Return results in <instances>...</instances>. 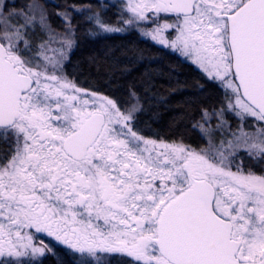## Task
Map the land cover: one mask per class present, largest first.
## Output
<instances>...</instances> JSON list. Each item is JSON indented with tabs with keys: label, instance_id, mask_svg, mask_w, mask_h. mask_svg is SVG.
<instances>
[{
	"label": "snow or ice",
	"instance_id": "1",
	"mask_svg": "<svg viewBox=\"0 0 264 264\" xmlns=\"http://www.w3.org/2000/svg\"><path fill=\"white\" fill-rule=\"evenodd\" d=\"M123 7L221 91L193 123L205 144L145 136L134 92L127 107L68 76L73 14L125 30L105 5H65L61 31L41 0H0V264H41L45 239L73 264H264V0Z\"/></svg>",
	"mask_w": 264,
	"mask_h": 264
},
{
	"label": "trees",
	"instance_id": "2",
	"mask_svg": "<svg viewBox=\"0 0 264 264\" xmlns=\"http://www.w3.org/2000/svg\"><path fill=\"white\" fill-rule=\"evenodd\" d=\"M23 3L24 0H17ZM51 0L45 1L54 27L61 25L56 11L75 3L106 5L103 16L119 23L126 19L123 0ZM59 5V9L55 7ZM76 46L65 63L67 74L84 89L115 99L131 107L139 97L141 111L137 112L140 129L145 136L168 141L182 140L193 148L205 144L201 132L193 127L200 117V107L218 102L221 91L207 82L200 71L184 57L165 49L142 36L136 26L122 33L89 35L85 20L73 14ZM89 25V23H88ZM199 85H203L202 91ZM234 124V116H227ZM55 255H47L41 264H73L65 250L54 247Z\"/></svg>",
	"mask_w": 264,
	"mask_h": 264
},
{
	"label": "rangeland",
	"instance_id": "3",
	"mask_svg": "<svg viewBox=\"0 0 264 264\" xmlns=\"http://www.w3.org/2000/svg\"><path fill=\"white\" fill-rule=\"evenodd\" d=\"M45 1H51V0H41V2H44L45 3ZM110 1V0H109ZM112 1H116V0H111V2H110V4L111 5H114V4H116L115 2H112ZM125 3H126V0H123ZM106 6V5H105ZM126 18H127V15H126ZM104 19H106V17H104ZM107 20V19H106ZM59 21H61V20H59ZM108 21V20H107ZM109 23H111V24H113V25H115V26H118V27H124V31L123 32H125L130 26L129 25H122V24H120V23H114V22H110V21H108ZM89 23V22H88ZM88 23H87V25L86 26H88V28L90 27V30H95L94 29V27H93V25H91L90 23H89V25H88ZM54 27V26H53ZM138 29H139V32H140V34L142 35V36H144L142 33H143V30L147 27V25L145 24V23H141L140 25H137L136 26ZM56 29H58V30H61V31H63V23H62V21H61V25H59L58 27H55ZM89 31H87V33H88ZM114 33H122V32H114ZM106 34H109V33H102V34H99V35H102V36H104V35H106ZM145 38H147L146 36H144ZM147 39H149V38H147ZM150 40V39H149ZM151 42H153L152 40H150ZM153 43H155V42H153ZM155 44H157V43H155ZM158 46H161V45H159V44H157ZM161 47H163V48H165V49H168L167 47H164V46H161ZM168 50H170V49H168ZM170 51H172V50H170ZM71 53V52H70ZM70 53H69V55H70ZM65 71H66V67H65ZM66 73H67V71H66ZM69 76V75H68ZM235 125H236V118L234 117V124H233V127H235ZM149 137V136H148ZM152 138H154V137H152ZM158 139V138H157ZM45 244H48L50 247H52L53 249H54V247H57L58 245L54 242V241H50V240H48V239H45ZM48 255H51V254H48ZM47 256V255H46ZM43 258V257H42ZM42 258H39L40 259V261L42 260Z\"/></svg>",
	"mask_w": 264,
	"mask_h": 264
},
{
	"label": "flooded vegetation",
	"instance_id": "4",
	"mask_svg": "<svg viewBox=\"0 0 264 264\" xmlns=\"http://www.w3.org/2000/svg\"><path fill=\"white\" fill-rule=\"evenodd\" d=\"M154 138H156V137H154ZM164 140V139H163ZM165 141H168V140H165ZM58 248H60V246H57ZM43 260V259H42ZM42 262V261H41Z\"/></svg>",
	"mask_w": 264,
	"mask_h": 264
}]
</instances>
